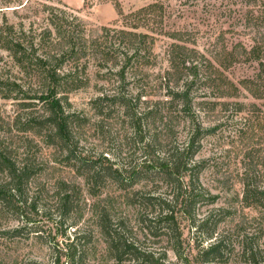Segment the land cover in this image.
Segmentation results:
<instances>
[{"label":"trees","instance_id":"obj_1","mask_svg":"<svg viewBox=\"0 0 264 264\" xmlns=\"http://www.w3.org/2000/svg\"><path fill=\"white\" fill-rule=\"evenodd\" d=\"M30 2L18 0V5L27 7ZM226 2L231 12H236L233 6L244 8V28L255 44L257 69L242 86L254 97L264 98V0ZM41 6L46 14L41 30L33 23L28 31L23 26L16 31L13 23L0 25V60L4 58L1 52H7L12 68L26 76L23 80L13 75L16 73L0 74V97L19 100L22 107L13 116L0 106V264H8L12 253L6 248L24 232L21 227L4 229L6 223L24 218L25 206L39 202L43 191L55 201L62 222H67V217L74 212L83 214L87 206L78 178L84 180L88 194L95 196L107 180L133 183L148 175L149 179L157 176L164 180L173 193L148 192L140 197L143 205L155 208L146 229L174 241L161 252L127 242L114 227L107 206L99 204L97 226L113 257L130 264H264V131L257 133L252 124L237 177L243 206L259 215H243L244 221L222 227L231 211L216 209L204 217L197 213L198 206L212 203L215 196L201 180L205 162L196 161L203 138L200 113L207 110L208 102L203 97L194 101V86L207 84L214 98L237 96L234 88L224 83L226 78L214 71L211 58L191 46L195 43L187 33L173 31L169 33L174 42L166 50L167 65L157 69L153 62L155 41L147 33L111 26L95 31L65 5L45 2ZM235 51L249 57L240 42ZM213 59L222 66L220 55ZM91 67L104 82L96 83L97 95L91 99L99 122L106 115L117 114L124 118V131L128 126L135 135L148 134L147 144L158 151L155 159L125 176L115 163L104 164L106 158L91 160L78 156L75 150L79 141L75 134L83 115L71 109L70 95L90 87ZM236 105L238 111L247 106L242 101ZM251 108L260 110L255 103ZM183 129H187L184 139ZM66 169L75 170L71 177L76 178H66ZM34 196H38L36 201L31 198ZM181 213L190 220L187 237L179 223ZM77 222L66 227L69 230ZM92 235L78 231L67 243L65 255L70 262L75 261L77 246L91 241ZM186 240L188 250L183 247ZM170 251L175 260L170 259ZM15 260V264H41L35 259Z\"/></svg>","mask_w":264,"mask_h":264},{"label":"rangeland","instance_id":"obj_2","mask_svg":"<svg viewBox=\"0 0 264 264\" xmlns=\"http://www.w3.org/2000/svg\"><path fill=\"white\" fill-rule=\"evenodd\" d=\"M45 2L65 5L95 31L102 26H111L147 33L155 41L156 58L153 62L157 69L167 65L166 50L174 42L169 33H187V37L195 43L189 44L211 58L214 71L218 70L226 78L224 83L233 87L237 93L235 97L214 98V91L207 84L198 82L194 86L197 91L192 95L194 101L203 97L208 102L207 110L200 113L203 138L196 161L205 162L206 168L201 174V180L215 196L212 203L198 206L197 213L204 217L216 209L231 211L228 221L222 227L231 222L244 221L245 215H259L255 209L243 206L242 185L237 178L242 171L243 153L247 147L246 135L251 133L253 126L257 127L259 134L264 131V98L254 97L242 86L246 79L253 77L257 69V62L253 59L255 44L244 28V8L233 6L236 12H231L226 0H31L27 7H20L18 0H0V25L13 23L16 31H20L22 26L23 30L28 31L33 23L34 28L41 30L46 23V14L41 6ZM239 42L246 46L249 57L236 53L235 45ZM1 53L4 58L0 60V74L7 76L16 73L13 75L24 80L26 76L17 68H12L7 52ZM215 55L221 56L222 66L214 61ZM97 74L94 67H91L90 87L70 95L71 109L83 115L82 125L75 134L79 139L75 150L78 156L91 160L106 158L104 164L115 163L123 169L125 176L141 168L145 161L148 164L151 159H155L158 151L153 145L147 144L148 134L135 135L128 126L124 131V118L117 114L106 115L99 122L100 118L91 104V99L97 95L96 83H104ZM222 100L226 103H216ZM237 101L246 103L244 111L237 110ZM251 103H255L260 110L253 112ZM0 106L13 116L22 108L20 101L13 98L0 97ZM186 132L187 129H183V139ZM66 171V178H76L71 177L75 176V170ZM149 177L136 178L133 183H128L126 179L123 182L107 180L106 187L95 196L88 194L84 180L78 178L86 193L87 206L83 214L72 213L67 217V222H62L58 206L49 198L47 191L39 195V202L36 201L38 196L31 197L36 203L25 206V217L7 222L4 228L19 230L21 227L24 231L14 237L16 239L10 244L11 247L6 248L12 253L8 264H15V258L35 259L41 264H130L127 260L116 259L107 251L97 226L96 207L99 204L107 206L114 227L123 240L141 247H150L157 252L165 251L174 240L166 236H155L146 229L147 218L153 217L152 211L155 208L143 205L140 197L147 196L148 192L172 195L173 188L157 176L152 179ZM75 220L78 221L77 225L68 230L67 224ZM179 223L187 237L190 220L186 214H179ZM78 231L92 232L93 238L77 246L75 261L70 262L65 255L66 246ZM183 247L190 249L187 240ZM169 257L176 259L172 251Z\"/></svg>","mask_w":264,"mask_h":264}]
</instances>
